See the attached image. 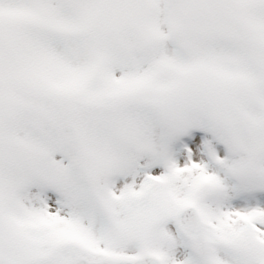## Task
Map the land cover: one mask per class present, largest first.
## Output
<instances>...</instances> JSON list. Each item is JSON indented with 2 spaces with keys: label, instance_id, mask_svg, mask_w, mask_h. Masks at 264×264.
Wrapping results in <instances>:
<instances>
[{
  "label": "snow or ice",
  "instance_id": "1",
  "mask_svg": "<svg viewBox=\"0 0 264 264\" xmlns=\"http://www.w3.org/2000/svg\"><path fill=\"white\" fill-rule=\"evenodd\" d=\"M196 129L224 176L174 159ZM230 187L264 191V0H0V264H264Z\"/></svg>",
  "mask_w": 264,
  "mask_h": 264
},
{
  "label": "rangeland",
  "instance_id": "2",
  "mask_svg": "<svg viewBox=\"0 0 264 264\" xmlns=\"http://www.w3.org/2000/svg\"><path fill=\"white\" fill-rule=\"evenodd\" d=\"M192 132H195V133L198 132L197 134L199 135V141H200V143H199L200 160H203L206 163L205 158L203 156V152L201 150V146H204L205 141H210L211 142V145L215 149L217 155H219L220 157L223 158V157H227V156L230 155V153H228V146L226 144H224L223 142H221L220 140L215 139L213 137V134L211 132H208V131H205V130H202V129H196V130H193ZM191 134H193V133H190V135ZM183 136H185V135H183ZM180 137H182V136H180ZM180 137L176 138L171 145H173L174 143H177L178 140L180 139ZM175 148L177 150L179 148V145H177ZM179 151H178L177 154H181L182 156H185V154L188 153V151H186L185 153H183V150H182L181 153ZM182 156L180 157V162L182 161ZM177 157H178V155H177ZM187 160H184V162L179 163V164L182 165L185 162H187ZM197 160H199V159H197ZM142 162L147 163V160L142 161ZM156 167L162 169V165H156ZM208 167H209V170L210 171H215V172H217L221 176H224L225 175L224 171L221 169V167L216 162H215L214 165H213V163L212 164H208ZM141 171L142 172H144V171H151V169L143 168V170L141 169ZM116 179H120V178H116ZM129 179H131V178H129ZM226 183H228L229 185H232L234 183V181L232 179H228L226 181ZM228 196H229V198L225 201V203L227 205H230V206H233V207L234 206L237 207L236 204H238V203H243V204H246L247 205L249 203L253 204L254 201L257 204L258 203L260 204L261 202L264 201V191L237 192V191L232 190L231 187H230ZM170 221H171L170 224H172V226H173V228L171 229V231H173L175 233L176 232V229H177V225L175 224L174 221H172V220H170ZM187 250L188 249L186 247H184L183 244H182L181 251H180V248H178V250L176 249V253L185 254L187 252ZM179 258H182V256H180Z\"/></svg>",
  "mask_w": 264,
  "mask_h": 264
},
{
  "label": "bare ground",
  "instance_id": "3",
  "mask_svg": "<svg viewBox=\"0 0 264 264\" xmlns=\"http://www.w3.org/2000/svg\"><path fill=\"white\" fill-rule=\"evenodd\" d=\"M190 148L192 147V144L189 146ZM182 150H183V153H185L186 151H187V149H183V148H181V150H180V153L182 152ZM199 149H198V151H194L193 152V159H199L200 160V153H199ZM180 156H178V159H176V157L175 156H173L174 157V159L177 161V163L179 164V163H182V162H184V160H187L188 159V154H185V156H182L181 154H179ZM177 156V155H176ZM182 156V161L180 162V157ZM186 158V159H185ZM142 163H144V162H142ZM207 163V162H206ZM216 166V165H215ZM142 170H143V168H142ZM118 178H120V179H117V182L118 183H120V184H122V183H125V182H130V177H118ZM256 202L254 201V203L253 204H251V203H249V204H243V203H238V204H236V206L237 207H251V206H256ZM260 204H264V201L263 202H261ZM235 207V206H234ZM171 223V221L170 222H168V224H166V227L171 231V229L173 228V226H172V224H170ZM181 246H182V244H180V245H178V248H180V251H181ZM178 248H177V250H178ZM189 252V249L187 250V252L186 253H188ZM186 253L185 254H181V253H176L177 254V257L179 258L180 256H185L186 255Z\"/></svg>",
  "mask_w": 264,
  "mask_h": 264
}]
</instances>
